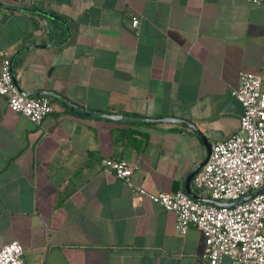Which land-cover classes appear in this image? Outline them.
I'll list each match as a JSON object with an SVG mask.
<instances>
[{"label": "crops", "instance_id": "0c3cea01", "mask_svg": "<svg viewBox=\"0 0 264 264\" xmlns=\"http://www.w3.org/2000/svg\"><path fill=\"white\" fill-rule=\"evenodd\" d=\"M34 10L62 18L69 35ZM1 51L15 56L23 91L51 90L95 113L47 95L54 110L35 125L0 95V247L18 241L26 264H204L202 232L189 226L179 234L174 212L134 195L100 160L133 163L132 179L145 190L186 192L188 185L208 198L194 187L193 172L208 144L239 130L243 108L231 95L239 73L260 75L264 86V7L0 0ZM166 117L199 132L137 120Z\"/></svg>", "mask_w": 264, "mask_h": 264}, {"label": "built area", "instance_id": "2783aa9c", "mask_svg": "<svg viewBox=\"0 0 264 264\" xmlns=\"http://www.w3.org/2000/svg\"><path fill=\"white\" fill-rule=\"evenodd\" d=\"M264 7V0H248ZM131 26L140 17L131 15ZM11 56L0 52V95L9 110L39 125L54 110L47 95L24 96L14 83ZM243 108L239 130L212 145L208 160L193 176L197 190L220 202H235L264 185V86L252 72H240L231 89ZM100 166L122 180L134 195L145 196L176 214L175 230L185 234L189 226L204 236L200 256L204 264H264V191L233 207L197 200L187 192H152L133 181L135 165L125 159L104 157ZM228 259V263L225 260ZM0 264H26L22 245L14 240L0 247Z\"/></svg>", "mask_w": 264, "mask_h": 264}, {"label": "water", "instance_id": "95a60500", "mask_svg": "<svg viewBox=\"0 0 264 264\" xmlns=\"http://www.w3.org/2000/svg\"><path fill=\"white\" fill-rule=\"evenodd\" d=\"M34 11H37L38 13H40L41 15L47 17V18H50L52 20H57V21H60L62 22L66 28L68 29V25L67 23L62 19L60 18L59 16H56L54 14H51L49 12H46V11H43V10H34ZM68 35H69V29H68ZM33 46H30V47H27L26 49H30L32 48ZM14 57L15 56H12L11 57V62H10V67H11V73H12V77H13V80H14V83L16 84L19 92L24 95V96H35V95H52V96H55L57 98H60L62 100H65L68 104H70L71 106L77 108L78 110L82 111L83 113L85 114H89V115H92L94 114L95 112H91L89 110H87L86 108L84 107H81L77 104H75L74 102H72L71 100H68L65 96L57 93V92H54V91H51V90H47V89H42V90H38V91H34V92H25L23 91L17 84V81L15 79V75L13 73V70H12V65H13V60H14ZM100 116L104 117V118H109V119H113V120H121L123 119L124 115H121V114H114V113H99ZM134 120H136L134 118ZM139 122L141 123H148V122H152V123H162V122H173V123H181V124H185L187 126H190L192 128H194L197 132H199L198 128L191 122L185 120V119H181V118H174V117H166V118H159V119H155V118H138L137 119ZM211 144H208L207 146V155L206 157L204 158V160L195 168L194 172L193 173H196L199 168L208 160V157L210 155V152H211ZM189 180L190 178L187 180V184L189 183ZM264 191V185L259 188L258 190L250 193L249 195L245 196L244 198L238 200V201H235V202H220V201H217V200H213V199H210V198H202V197H199L197 195H195L194 193H192L189 189V186L187 185L186 186V192L193 198L197 199V200H201V201H204V202H208V203H212V204H215V205H218V206H228V207H233L239 203H242L244 201H247L249 199H251L252 197H254L255 195L257 194H260Z\"/></svg>", "mask_w": 264, "mask_h": 264}]
</instances>
